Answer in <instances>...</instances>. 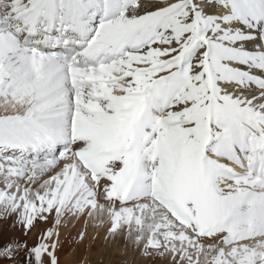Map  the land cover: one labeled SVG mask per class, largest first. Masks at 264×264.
I'll use <instances>...</instances> for the list:
<instances>
[{"label":"snow or ice","instance_id":"snow-or-ice-1","mask_svg":"<svg viewBox=\"0 0 264 264\" xmlns=\"http://www.w3.org/2000/svg\"><path fill=\"white\" fill-rule=\"evenodd\" d=\"M0 222V264H61L77 222L264 264V0H0Z\"/></svg>","mask_w":264,"mask_h":264},{"label":"bare ground","instance_id":"bare-ground-1","mask_svg":"<svg viewBox=\"0 0 264 264\" xmlns=\"http://www.w3.org/2000/svg\"><path fill=\"white\" fill-rule=\"evenodd\" d=\"M154 221L155 220H153L152 222L154 223ZM76 227L81 228L79 222H77ZM75 229L76 228L66 232L61 231V239L63 237H66V235L69 236V234L74 232ZM31 235L32 236L35 235V230ZM93 240H96L97 242L94 243ZM93 248L98 252L99 255L107 254V259L109 255L119 256L120 258H118L117 260L121 264H130L133 259L137 260L136 262L137 264H141L140 258L138 257L136 251H134L132 246L128 244L123 238H118L115 241L105 243L100 229L93 228L90 226L88 228L86 238L82 242H80V253L83 255V263H85L87 256L90 254L91 249ZM105 264H110V263L107 260Z\"/></svg>","mask_w":264,"mask_h":264},{"label":"rangeland","instance_id":"rangeland-1","mask_svg":"<svg viewBox=\"0 0 264 264\" xmlns=\"http://www.w3.org/2000/svg\"><path fill=\"white\" fill-rule=\"evenodd\" d=\"M148 213H146L147 215ZM158 219V217H157ZM156 221H154L155 223ZM77 224V223H76ZM0 232H3L8 226L4 223L0 222ZM41 225L37 223V229H39ZM74 232L66 235L61 239L63 244V250L61 253V264H105L108 260L110 264H121L117 259L120 258L119 256L109 255L107 259V254L99 255L98 252L93 248L91 249L90 254L87 256L85 263H83V255L80 253V242L76 240V235L80 231V227H76L69 225L67 228L61 229V231L66 232L74 229ZM96 243V240H93ZM29 243H32V239H29ZM137 260L133 259L130 264H137Z\"/></svg>","mask_w":264,"mask_h":264}]
</instances>
